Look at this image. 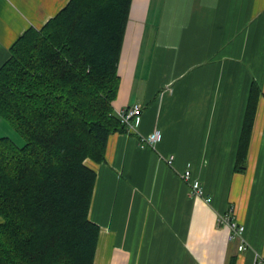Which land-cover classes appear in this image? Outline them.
I'll use <instances>...</instances> for the list:
<instances>
[{
    "label": "crops",
    "instance_id": "crops-1",
    "mask_svg": "<svg viewBox=\"0 0 264 264\" xmlns=\"http://www.w3.org/2000/svg\"><path fill=\"white\" fill-rule=\"evenodd\" d=\"M67 2L0 0V65ZM118 74L114 110L142 111L135 131L109 135L102 162L85 160L96 173L93 264H264V0H132ZM253 82L246 166L236 170ZM4 122L0 136L12 137ZM155 128L160 141L140 145ZM187 167L209 201L189 194ZM229 211L244 226V251L218 224Z\"/></svg>",
    "mask_w": 264,
    "mask_h": 264
},
{
    "label": "trees",
    "instance_id": "trees-1",
    "mask_svg": "<svg viewBox=\"0 0 264 264\" xmlns=\"http://www.w3.org/2000/svg\"><path fill=\"white\" fill-rule=\"evenodd\" d=\"M131 2L68 0L0 65V117L19 138L0 136V264H93L96 173L85 160L102 162L109 135L126 130L112 102ZM259 93L253 82L236 170Z\"/></svg>",
    "mask_w": 264,
    "mask_h": 264
},
{
    "label": "built area",
    "instance_id": "built-area-1",
    "mask_svg": "<svg viewBox=\"0 0 264 264\" xmlns=\"http://www.w3.org/2000/svg\"><path fill=\"white\" fill-rule=\"evenodd\" d=\"M142 111V106L139 103H134L130 106L124 107L115 111L120 118V121L125 125L126 132L135 131V127L139 122V116ZM161 139V131L158 128L153 129L150 133L146 135L139 134V143L142 146L151 145L153 146ZM173 160V155L167 157V163L171 164ZM182 178L186 181L189 187V194L195 198H204L207 202L209 197L204 194L203 185L197 178L191 177V171L187 167L182 173ZM218 224L226 226L230 230V239L238 238L237 250L238 252L244 251L248 248V243L243 236L244 226L238 223L236 220L232 219L231 211L218 215ZM260 260L264 261V257ZM261 262V261H260Z\"/></svg>",
    "mask_w": 264,
    "mask_h": 264
},
{
    "label": "rangeland",
    "instance_id": "rangeland-1",
    "mask_svg": "<svg viewBox=\"0 0 264 264\" xmlns=\"http://www.w3.org/2000/svg\"><path fill=\"white\" fill-rule=\"evenodd\" d=\"M4 123L7 124V125H9L6 121H5ZM9 132L11 133V131H9ZM0 134H6V129L4 128L2 131H0ZM12 137H13L16 141H18V139H19L15 132L12 134ZM19 143H20V142H19Z\"/></svg>",
    "mask_w": 264,
    "mask_h": 264
}]
</instances>
